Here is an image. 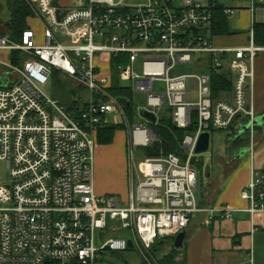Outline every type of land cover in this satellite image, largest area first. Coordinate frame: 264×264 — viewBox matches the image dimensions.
Listing matches in <instances>:
<instances>
[{"label": "built area", "instance_id": "2783aa9c", "mask_svg": "<svg viewBox=\"0 0 264 264\" xmlns=\"http://www.w3.org/2000/svg\"><path fill=\"white\" fill-rule=\"evenodd\" d=\"M21 1L42 23L44 43L30 27L20 41L0 32V52L20 54L17 64L10 56L0 60V81L7 80L0 86V264H97L106 253L130 250L150 261L146 253L157 241L176 237L206 211L192 164L199 137L230 132L242 117L251 131L255 127L247 89L261 49L252 41L245 48H215L209 8L194 0L133 7L124 0H76L65 12L53 0ZM194 60L215 72L228 68L231 101L211 98L209 75L181 72ZM112 61L118 82L146 95L144 109L167 107L177 129L194 127L182 141L184 160L142 157L126 199L94 191L96 133L107 115L117 116L129 132L131 169L137 149L158 138L131 123L111 93L112 73L102 65ZM54 72L85 93L82 102L74 100L78 114L43 92ZM190 80L197 83L195 102L186 98ZM240 199L250 216L264 213V169L251 171ZM232 212L215 213L230 219Z\"/></svg>", "mask_w": 264, "mask_h": 264}, {"label": "crops", "instance_id": "0c3cea01", "mask_svg": "<svg viewBox=\"0 0 264 264\" xmlns=\"http://www.w3.org/2000/svg\"><path fill=\"white\" fill-rule=\"evenodd\" d=\"M217 3L222 5L224 9L229 8L235 12L233 15H227L229 23L228 35L212 36L209 34L212 45L220 49L245 48L249 46L251 41L253 42V39H251L253 25L264 24V4L255 3L251 5L249 0H224L223 3ZM53 5L61 12H65L75 8L77 2L76 0H55ZM208 5L206 4V6ZM32 23L43 29L42 23L34 17L26 20L27 28L30 27L33 29ZM35 34L37 43H41L43 41L42 37L36 31ZM257 48L261 50L257 52L253 61V78L247 89V99L253 110L255 119H257L253 123L255 127L252 131L249 127L244 131V133L247 131L249 134L248 142L237 147L228 143L229 133V136H226L224 149L214 157L212 155L209 163L205 161L203 154H196L198 159L193 161L201 162L202 160L203 164L201 173L199 172L200 190L198 201L199 205L206 211L191 218L185 230V237L180 248H174L176 237L157 241L161 247L158 252L160 257H166L172 248L177 250L173 254L174 264H264V213L250 216L248 213L242 211L247 207V204L240 199V192L248 183L251 171L253 169H264V48ZM1 54H3L5 60L1 58L0 60H9L10 55L6 52H1ZM194 61L192 66L182 68L181 72L203 73L210 76L208 66H205L203 62L198 60ZM102 67L104 73H112L110 63H104ZM223 70L229 72L226 66ZM64 79L69 81V84L72 83L68 78ZM6 81L4 80L2 82L4 83ZM191 81L193 82L191 89L195 96L190 98L186 92V98L190 102H195L197 100V83L194 80ZM74 88L78 89L75 85ZM163 88V85L162 87H158V89ZM131 96L132 103L134 104V93H131ZM231 99L230 91V93L223 92L218 100L231 101ZM145 106L136 108L134 120L136 116L137 118L143 119L148 127L139 126L149 131H151L149 125L157 124L159 118L164 115L165 111H169L171 115V110L167 107L148 111L144 109ZM141 110L152 113L156 118V122L151 123L142 118L140 115ZM111 115L112 119L111 123H109L107 118ZM105 121V126H120L123 128L125 126L119 123L115 114L107 115ZM133 121L130 122L133 123ZM247 121L244 117L238 119L237 124H235L232 130L237 132V135L242 136V128L249 125ZM241 131L242 133H240ZM242 140L246 141L243 136ZM95 141V161L98 160L99 170L97 166L98 172L95 173L94 191L99 196L113 195L121 198L119 194L124 193L125 182L129 190V182L131 179V176L129 178L127 175L129 171L127 170L126 164L125 130L122 128L116 130L109 144L104 145L98 143L97 135H95ZM157 142H160V140L158 139ZM151 145L152 143L140 148L145 149ZM183 155L185 158L186 153L184 149ZM142 157L145 156L143 155ZM124 166L126 169V178L123 173ZM106 169H109L111 173L108 174ZM134 171L136 172L135 174L133 173ZM130 172L134 176L138 170L131 169ZM102 173L105 177L112 174L115 175L117 182L114 185L102 183ZM203 174L206 176V182L202 179ZM110 182V180L107 181V183ZM225 207L233 211L230 219H224L218 213H215ZM166 247H168L167 250Z\"/></svg>", "mask_w": 264, "mask_h": 264}, {"label": "trees", "instance_id": "16d2710c", "mask_svg": "<svg viewBox=\"0 0 264 264\" xmlns=\"http://www.w3.org/2000/svg\"><path fill=\"white\" fill-rule=\"evenodd\" d=\"M55 0H53L54 3ZM208 8L212 16V24L210 27V34L212 36L218 35H228L229 34V23L228 16L224 13V7L217 3L215 0H209ZM7 10L9 12L8 20L4 21V32L6 37L13 41H20L22 33L27 29L26 20L28 18L34 17L33 12L30 10L29 6L21 0H6L5 3ZM252 39L253 44L256 47L264 48V24H254L252 28ZM12 63L17 64L20 59V54L13 52L10 56ZM209 58H207V61ZM115 61L111 63V72H112V86L111 93L119 98V101L127 114L129 120L132 122L135 117V108L132 103V96L130 90L123 84H120L117 79V72L115 70ZM56 81L65 82L64 78H60L59 75L54 72L53 78ZM210 81H211V98L213 100H218L223 92L230 93L231 91V81L229 77V72L220 70L215 72L210 70ZM72 89V88H71ZM73 90V89H72ZM61 104V103H60ZM64 105V104H62ZM74 101L71 104L65 105L71 112H76L78 114V108ZM238 120V119H237ZM150 129L152 133L160 140V142H154L148 148L142 149L143 155L145 157H157L160 153L164 155L174 154L181 159L184 158L182 141L189 132L193 131L194 127H190L188 130L177 129L171 120V115L169 111H165L164 115L159 118L157 124H150ZM120 129V126H104L101 130L97 132L98 142L109 144L112 141L113 133ZM233 131V130H232ZM242 136L237 135V132H234L228 138V143L232 146H240L248 142L249 134L246 131L242 133ZM185 159V158H184ZM183 159V160H184ZM192 164L195 166L198 172L201 173L203 164L201 162L192 161ZM160 246L156 242L151 249L152 253L155 256H158ZM177 250L173 249L166 257H160L157 264H174V252ZM116 254V253H111ZM113 264V263H111ZM126 264V263H125ZM141 264H145L142 262Z\"/></svg>", "mask_w": 264, "mask_h": 264}, {"label": "rangeland", "instance_id": "374dc122", "mask_svg": "<svg viewBox=\"0 0 264 264\" xmlns=\"http://www.w3.org/2000/svg\"><path fill=\"white\" fill-rule=\"evenodd\" d=\"M182 0H173V2L177 5H179L181 3ZM195 2L201 3L202 5H206L208 4L209 0H194ZM215 1V0H214ZM219 3H223L224 0H216ZM6 0H0V28L1 31L4 32V28H3V23L4 21L8 20L9 17V12L7 10V7L5 5ZM124 3L129 6V7H133V6H138V5H148L150 3V0H124ZM32 27L34 32L36 31V33H38L43 40V29H41L38 25L32 23ZM44 41H42L41 43L39 42L38 44H43ZM1 53V52H0ZM3 54L0 55V58L2 60H5V58H3ZM3 70H5V68H3ZM188 89H187V95L190 98H193L194 92L192 91V87H193V82L190 80L187 83ZM158 87H162V85H156L155 88ZM73 90H72V89ZM43 92L51 99H55L57 100L59 103L64 104V105H69L72 103V101L76 100L78 102H82L83 99L86 97L85 93L81 90L75 89L74 85L72 83L69 84V81H65V82H61V81H56L54 79H51L49 84H46L45 86L42 87ZM158 90H163V89H158ZM134 99V108L136 110L137 107H144L146 104V95L142 94V93H134L133 96ZM160 115V114H159ZM108 122L111 123V119H112V115L108 116ZM134 125H142L144 127H148V125L146 124V122L143 119L140 118H135V120L133 121ZM125 130L126 133V164H127V170L129 172H127V175L131 176V167H130V149H131V144H130V140H129V132L127 131V128L124 126L120 127V129ZM235 131H231V135H233ZM115 133V132H114ZM113 133V134H114ZM230 132L227 131H213L210 132L209 134V150L203 154V158L205 159V161L207 163H209L211 160V156L213 155V157L216 154L221 153V151L224 149V146L226 144V136L229 134ZM100 143V142H98ZM104 144V143H102ZM105 145V144H104ZM143 156V152L141 148L137 149V154L135 155V165H134V169L137 170L140 167V161L141 158ZM97 162V163H96ZM132 165V163H131ZM97 166H98V160H94V178H95V173H97ZM98 170H99V166H98ZM106 172L109 174L111 173V171L109 169H106ZM123 173L125 175L126 178V169L124 166L123 169ZM134 174L136 173L135 171L133 172ZM138 173H140V170L138 169ZM104 174L102 173L101 175V179H102V183L104 184H115L117 182V178L115 177V175H110V176H103ZM136 176V175H135ZM124 179V178H123ZM202 179L204 182H206V176L203 174L202 175ZM110 180V183H107V181ZM126 181V179H125ZM129 190H130V182H129ZM128 185L125 182V190L123 194H119L121 196L122 199H126L127 195H128ZM119 197V196H118ZM168 249V247H166V250ZM170 250V249H169ZM152 249H150V251H148L146 253L147 257L150 259L149 260H145L140 253V255L135 251V250H130V251H126L123 253H116V254H111V253H106L103 257L102 260L100 262H98L97 264H141L142 262H144L145 264H157V261H159L160 255L158 254V256H155L152 253ZM151 256V257H150Z\"/></svg>", "mask_w": 264, "mask_h": 264}, {"label": "water", "instance_id": "95a60500", "mask_svg": "<svg viewBox=\"0 0 264 264\" xmlns=\"http://www.w3.org/2000/svg\"><path fill=\"white\" fill-rule=\"evenodd\" d=\"M58 19H59V16H58ZM5 83L6 82H4V83L0 82V86H4ZM140 115H141L142 118L148 120L151 123H155L156 122L155 116L152 113H150V112H147L145 110H141L140 111ZM255 120H257V119H254L253 123H254ZM248 127H249V125L246 126L245 128H242V131L244 132L245 130H247ZM242 131L240 133H242ZM208 147H209V135L207 133H203L199 137L198 142L196 144L195 154L201 155V154L206 153L207 150H208ZM199 190H200V174H198V176H197V189H196L197 198L199 197ZM184 237H185V231H182L180 234H178L176 236L175 242H174V248H180L182 246ZM128 247H129V249L132 248L131 241H128Z\"/></svg>", "mask_w": 264, "mask_h": 264}]
</instances>
